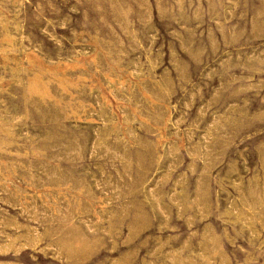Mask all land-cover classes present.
Wrapping results in <instances>:
<instances>
[{
    "label": "rangeland",
    "instance_id": "1",
    "mask_svg": "<svg viewBox=\"0 0 264 264\" xmlns=\"http://www.w3.org/2000/svg\"><path fill=\"white\" fill-rule=\"evenodd\" d=\"M263 163L264 0H0V264H264Z\"/></svg>",
    "mask_w": 264,
    "mask_h": 264
},
{
    "label": "bare ground",
    "instance_id": "2",
    "mask_svg": "<svg viewBox=\"0 0 264 264\" xmlns=\"http://www.w3.org/2000/svg\"><path fill=\"white\" fill-rule=\"evenodd\" d=\"M25 7V6H24ZM22 39V38H21ZM141 46V45H140ZM151 55V54H150ZM152 70V69H151ZM104 114V113H103ZM128 115V114H127ZM6 117V116H5ZM127 117V116H126ZM172 125V124H171ZM27 126V125H26ZM111 133V132H110ZM104 145V144H103ZM97 148V147H96ZM91 158V157H90ZM264 164V163H263ZM111 175V174H109ZM111 180V179H110ZM117 183V182H116ZM238 183V182H237ZM16 187V186H15ZM37 202V201H36ZM21 206V205H20ZM15 220V219H14ZM3 221V220H2ZM36 238V237H35ZM33 242V241H32Z\"/></svg>",
    "mask_w": 264,
    "mask_h": 264
}]
</instances>
